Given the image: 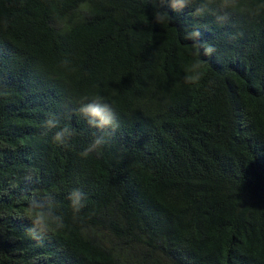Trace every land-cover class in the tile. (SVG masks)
I'll return each mask as SVG.
<instances>
[{
    "label": "trees",
    "instance_id": "obj_1",
    "mask_svg": "<svg viewBox=\"0 0 264 264\" xmlns=\"http://www.w3.org/2000/svg\"><path fill=\"white\" fill-rule=\"evenodd\" d=\"M260 3L195 16L160 0H0V264H264ZM197 60L205 78L185 84ZM97 95L115 131L76 113ZM50 117L74 131L66 146ZM32 199L65 227L34 240Z\"/></svg>",
    "mask_w": 264,
    "mask_h": 264
},
{
    "label": "clouds",
    "instance_id": "obj_2",
    "mask_svg": "<svg viewBox=\"0 0 264 264\" xmlns=\"http://www.w3.org/2000/svg\"><path fill=\"white\" fill-rule=\"evenodd\" d=\"M160 3H166L173 11H182L187 7L196 5L193 8V15L202 16L206 13L213 12L214 9L228 11L237 5V0H160ZM252 14L259 15L264 11V3L256 4L250 10ZM154 20L158 24L169 23L171 21L170 14L166 10H158L154 14ZM201 33L199 30L193 29L190 31L186 38L194 42L193 54L199 57L200 46L198 38ZM215 49L212 46L204 47L203 55H211ZM203 61L197 60L189 63L185 69L184 83L188 85H199L205 78V70L203 68ZM213 81H209L211 85ZM78 107L76 113L87 120L91 128L104 132L105 130L115 131L119 127L117 116L111 104L105 102L104 97H83L77 101ZM44 127L47 130H52L59 127V122L55 117H50L45 121ZM74 131L67 125L59 127L52 137L53 142L66 146L69 139L74 135ZM103 137H98L91 145L92 149L99 147L103 143ZM87 155V152L82 153ZM49 196L51 194H48ZM70 206L73 214L76 215L84 207L85 194L79 189H73L69 195ZM51 204L41 203L39 200H29L25 206L23 215L24 218L30 222L29 232L34 240H40L44 236L54 234L65 227L64 219L60 215L54 214L51 210Z\"/></svg>",
    "mask_w": 264,
    "mask_h": 264
}]
</instances>
